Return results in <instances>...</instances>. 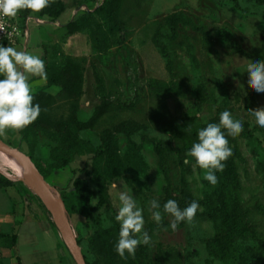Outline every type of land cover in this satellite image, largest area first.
<instances>
[{
	"label": "rangeland",
	"instance_id": "obj_1",
	"mask_svg": "<svg viewBox=\"0 0 264 264\" xmlns=\"http://www.w3.org/2000/svg\"><path fill=\"white\" fill-rule=\"evenodd\" d=\"M63 1L67 10L58 19L39 16L33 11L26 15L19 11L15 17L4 16L9 33L0 43L39 55L45 61V67L47 63L59 65L67 54L81 59L86 66L85 94L80 109L83 120L91 116L101 100L92 63L104 80L108 98L136 104L134 108L111 111L94 130L83 131L81 135L94 146L101 144L106 127L120 121L135 119L146 124V129L130 138L117 136L126 170L109 179L108 198L103 206L96 209L98 189L90 182L87 184L89 192H85L82 200V212L86 213L71 215L66 207L77 237L82 241L84 254L91 263L99 261L103 264L94 247L93 234L119 223L115 220L120 206L118 195L127 191L144 209V227L151 236V244L146 260L139 257L136 250L134 257H119L118 264H229L209 253L207 241L215 235L216 226L207 215L197 214L193 223L179 225L176 231L170 227L165 230L151 218L150 201L159 200L166 186L155 146L160 139H169L170 128L185 123L194 111L201 123L209 122L225 110L241 118L244 126L248 124L252 139L228 137L233 152H236L233 158L240 188L232 189L223 182L209 186L204 170L195 165L194 158L185 156L184 161L179 154L182 150L187 152L192 145L176 139L172 144V188L177 192L186 189L196 200L214 198L216 209L243 205L250 210L264 236V172L260 167L264 163V128L256 124L255 117L244 105V97L254 89L248 83L246 65L251 59H264V4L257 0H125L121 14L125 26L118 30L100 9L104 0ZM81 7L85 11L75 12ZM172 13H182L185 17V24L176 38L171 37L166 20ZM76 19L85 20L88 28L71 35L66 24ZM159 26L160 41L168 46L167 56L154 41ZM222 29L229 34V42L219 36ZM232 44L248 55L237 52ZM36 81H39L38 77H31L29 81L34 83V91L44 88L57 93L59 90L48 80ZM157 83L177 84L184 95L175 91L159 93L152 87ZM255 105L264 107V93L256 92ZM51 113L56 117L66 115L68 102L58 100ZM0 138L11 147L24 151L53 187L68 184L73 168H92L91 155L82 150L75 154L69 167H59L61 150L54 136L43 131L5 130ZM98 163L103 165L104 158ZM0 170L11 175L20 184L21 193L38 204L54 224L30 181L22 174H14L17 168L3 152H0ZM79 176L85 178L84 173ZM67 194L65 198H68ZM53 195L64 201L60 190L55 189ZM198 211H206V208L200 206ZM172 219L166 216L167 225L164 226L170 225ZM166 254H172V258H167ZM0 264H9V261L3 258Z\"/></svg>",
	"mask_w": 264,
	"mask_h": 264
},
{
	"label": "trees",
	"instance_id": "obj_2",
	"mask_svg": "<svg viewBox=\"0 0 264 264\" xmlns=\"http://www.w3.org/2000/svg\"><path fill=\"white\" fill-rule=\"evenodd\" d=\"M264 4V0H257ZM125 0H104L100 6L103 11L118 30H123L125 26L124 20L121 18L122 9ZM67 10V4L63 0H54L49 6L36 12L39 16H49L53 19L60 18ZM31 10H21L22 14H29ZM185 17L182 13H172L166 20L172 38H176L182 24H185ZM186 23H190L187 20ZM88 28V24L83 19H76L66 24L67 32L71 35L81 32ZM161 26L157 29L154 37L155 44L160 48L164 56L168 55V46L160 41ZM225 42H229V34L225 29L221 30V34ZM237 52L246 54L239 46L232 44ZM193 53V58L195 59ZM170 63V59L168 60ZM94 70V77L96 87L101 95L100 102L94 107L91 116L83 120L80 117L81 99L85 94V79L86 66L84 62L72 55H65L60 64L53 66L50 63L46 65L47 80L50 84L56 85L59 90L57 93H52L44 88L34 91L33 103H38L41 106V114L39 118L21 132H36L43 131L54 136L59 149L58 164L61 168L69 167L75 154L82 150L85 154H90L92 159V168L84 166L82 168H73L68 184L64 187H57L63 195L64 202L71 215L82 214V200L85 192H89L87 184L92 182L98 189V201L95 205L99 209L107 201L109 190V179L116 178L126 170V163L119 153L117 144V136L125 135L130 138L134 134L146 129V124L135 120L127 119L120 121L112 127H106L101 135V144L94 146L93 143L85 139L81 133L87 130H94L103 118L115 109L134 108L136 104L133 102H115L107 97L104 80L98 72L94 63L91 64ZM153 89L159 93H168L175 91L178 94L184 95L181 88L177 84L157 83L152 85ZM256 91L251 89L244 97V105L247 112L251 113L249 109L258 108L255 105ZM63 99L68 102V113L61 116H53L51 110L56 102ZM219 116L212 117L209 122H219ZM207 123H201L198 119L197 111H194L191 117L185 122L172 126L171 137L167 140L160 139L155 146V151L159 157L160 169L163 173L166 186L164 187V194L159 199L161 205L169 199H174L179 203L181 208L188 206L193 200L194 196L186 189H181L179 192L172 188V154L173 141L180 140L185 145H192L198 140V131L206 127ZM234 137H244L252 139L251 130L247 123H245L244 130ZM233 152L231 156L224 162L225 167L222 172H216L218 183L223 182L232 189H239L241 184L238 178V171L234 161ZM185 161L186 151L182 150L179 153ZM100 158H104V164L98 163ZM261 169L264 172V163H261ZM85 175V178L79 174ZM14 184L13 181L1 176L0 184L2 183ZM209 186H213L207 181ZM20 192L22 189L17 185ZM70 189V190H69ZM67 194L68 198H65ZM76 201V202H74ZM200 206H204L206 211L197 212L198 215H207L216 226V233L213 237L208 239L207 247L211 256L221 258L229 262V264H264V236L259 231L258 224L251 217L250 210L241 204H236L230 209L219 208L216 209L215 199L209 198L207 200H196ZM260 209L262 207H259ZM166 217V216H165ZM163 220V225H167ZM184 222L180 226H184ZM119 223L107 228L99 229L93 234V244L99 255L102 257L103 264H118L119 255L115 251V244L119 238ZM81 245V240L78 237ZM148 245H140L137 248V254L143 260L148 258ZM86 257V255H85ZM167 258H172V254H166ZM88 264H102L91 263L86 257Z\"/></svg>",
	"mask_w": 264,
	"mask_h": 264
},
{
	"label": "clouds",
	"instance_id": "obj_3",
	"mask_svg": "<svg viewBox=\"0 0 264 264\" xmlns=\"http://www.w3.org/2000/svg\"><path fill=\"white\" fill-rule=\"evenodd\" d=\"M54 0H0V15L15 17L21 10L40 12L49 7ZM248 83L257 93H264V59H251L246 65ZM31 77H38L39 82L47 81L45 61L39 55L0 43V134L5 130H23L33 124L41 114V106L34 101V83ZM256 124L264 128V107L249 109ZM244 130V121L236 118L229 110L220 114L219 122L207 123L198 133V140L193 142L186 156L194 158L195 165L204 170V178L211 185L218 183L216 172H222L225 161L233 153L228 137H234ZM188 162V161H186ZM19 176L20 171L14 170ZM10 178V177H6ZM120 206L115 220L119 222V238L114 248L122 258L134 257L140 245H150L151 236L145 229L144 209L127 191L118 195ZM200 209L198 201L193 200L181 208L174 199L161 205L158 199L150 201L151 218L157 225L176 231L181 222L191 224ZM165 216L173 219L164 226Z\"/></svg>",
	"mask_w": 264,
	"mask_h": 264
},
{
	"label": "crops",
	"instance_id": "obj_4",
	"mask_svg": "<svg viewBox=\"0 0 264 264\" xmlns=\"http://www.w3.org/2000/svg\"><path fill=\"white\" fill-rule=\"evenodd\" d=\"M1 176L10 177L7 179L14 184H0V261L75 264L57 227L41 207L19 191V183L11 175L0 170Z\"/></svg>",
	"mask_w": 264,
	"mask_h": 264
},
{
	"label": "water",
	"instance_id": "obj_5",
	"mask_svg": "<svg viewBox=\"0 0 264 264\" xmlns=\"http://www.w3.org/2000/svg\"><path fill=\"white\" fill-rule=\"evenodd\" d=\"M0 151L19 156L24 163L25 171L32 177L33 188L41 199L49 213L51 214L54 224L57 227L67 249L72 255L76 264H88L82 247L79 243L76 231L70 221V215L67 212L64 201L61 197L55 198L53 187L45 177L32 164L30 157L22 150L13 148L0 138ZM58 205L56 204V202Z\"/></svg>",
	"mask_w": 264,
	"mask_h": 264
},
{
	"label": "bare ground",
	"instance_id": "obj_6",
	"mask_svg": "<svg viewBox=\"0 0 264 264\" xmlns=\"http://www.w3.org/2000/svg\"><path fill=\"white\" fill-rule=\"evenodd\" d=\"M0 152H2V151H0ZM3 153H6V152H3ZM6 154L8 155V157L10 158V160L13 162V164L15 165V167L21 172L22 176L25 177V178H27L30 181L31 185H33L32 177L25 171L24 163L20 159V157L19 156H16V155H13V154H10V153H6ZM56 204L58 205L57 202H56Z\"/></svg>",
	"mask_w": 264,
	"mask_h": 264
},
{
	"label": "built area",
	"instance_id": "obj_7",
	"mask_svg": "<svg viewBox=\"0 0 264 264\" xmlns=\"http://www.w3.org/2000/svg\"><path fill=\"white\" fill-rule=\"evenodd\" d=\"M86 9V8H85ZM85 11L82 7L79 8V10H75V12H80V11ZM4 15H0V42L2 40V38L4 37V35H6L9 32H6V26L4 24ZM17 29V28H14Z\"/></svg>",
	"mask_w": 264,
	"mask_h": 264
}]
</instances>
